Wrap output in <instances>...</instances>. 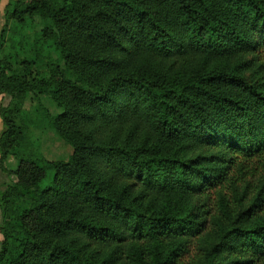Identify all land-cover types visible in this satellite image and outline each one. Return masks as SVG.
Wrapping results in <instances>:
<instances>
[{"label": "trees", "instance_id": "trees-1", "mask_svg": "<svg viewBox=\"0 0 264 264\" xmlns=\"http://www.w3.org/2000/svg\"><path fill=\"white\" fill-rule=\"evenodd\" d=\"M12 16L39 18L60 58L0 60L15 102L0 170L17 162L0 264H264V0H32ZM29 96L67 160L31 148L15 120Z\"/></svg>", "mask_w": 264, "mask_h": 264}, {"label": "rangeland", "instance_id": "rangeland-1", "mask_svg": "<svg viewBox=\"0 0 264 264\" xmlns=\"http://www.w3.org/2000/svg\"><path fill=\"white\" fill-rule=\"evenodd\" d=\"M32 0H0V60L9 56H17L18 60L24 58H35L42 60L45 67L51 63L50 60L58 61L59 55L49 43L38 40L42 29L41 20L37 17H26L20 22L12 16L14 10L22 3H30ZM18 3V4H17ZM16 59V60H17ZM40 64V63H39ZM45 70V69H44ZM46 72V70H45ZM246 76L258 82L259 77L247 72ZM29 96L22 106V111L15 117L18 124L27 130L28 142L34 151H38L47 161H65L72 150L69 145L62 141L52 130L49 122L35 110L37 102L30 100ZM14 100L7 95L0 96V132L5 130L2 117L4 111L13 110ZM39 103L49 112L51 116H56L59 110L53 102L45 97H39ZM17 162L9 158L5 164V171L0 170V193L12 184L16 178L9 172L15 170ZM50 174L41 182L42 186H47L51 179ZM3 225L2 209L0 205V228ZM3 238L0 233V244Z\"/></svg>", "mask_w": 264, "mask_h": 264}, {"label": "crops", "instance_id": "crops-1", "mask_svg": "<svg viewBox=\"0 0 264 264\" xmlns=\"http://www.w3.org/2000/svg\"><path fill=\"white\" fill-rule=\"evenodd\" d=\"M0 134H1V132H0Z\"/></svg>", "mask_w": 264, "mask_h": 264}]
</instances>
